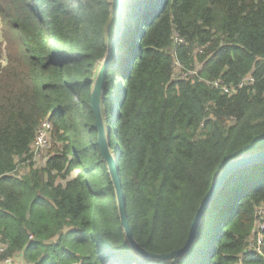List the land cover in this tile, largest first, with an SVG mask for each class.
Wrapping results in <instances>:
<instances>
[{"label":"trees","instance_id":"obj_1","mask_svg":"<svg viewBox=\"0 0 264 264\" xmlns=\"http://www.w3.org/2000/svg\"><path fill=\"white\" fill-rule=\"evenodd\" d=\"M127 8L103 112L135 241L165 255L186 245L225 165L264 150V0ZM0 19V263L173 264L128 244L98 145L91 86L113 0H0ZM46 120L52 148L36 167ZM262 211L264 163L228 179L176 264H264ZM257 233L262 254L249 252Z\"/></svg>","mask_w":264,"mask_h":264},{"label":"water","instance_id":"obj_2","mask_svg":"<svg viewBox=\"0 0 264 264\" xmlns=\"http://www.w3.org/2000/svg\"><path fill=\"white\" fill-rule=\"evenodd\" d=\"M113 6L114 31L112 42L110 44L107 56L96 71L91 86V107L96 118L95 126L98 132V145L100 147L102 160L108 168L111 183L115 191L119 219L128 244L137 254L141 255L143 258L160 262H172L173 264H176L179 258L188 254L195 246L199 225L211 200L215 198V196L222 190L228 179H230L233 174L249 166L264 163V150L232 159L220 171L212 184L208 196L203 200L201 207L197 212V215L192 223L188 241L181 250L165 255H157L142 249L135 241L132 227L128 220L126 199L123 194L121 180L119 177V167L115 154L112 151L110 145L111 132L107 126V121L103 112V103L107 90V77L110 71V66L117 56V49L121 42V35L125 27L128 0H113Z\"/></svg>","mask_w":264,"mask_h":264},{"label":"built area","instance_id":"obj_3","mask_svg":"<svg viewBox=\"0 0 264 264\" xmlns=\"http://www.w3.org/2000/svg\"><path fill=\"white\" fill-rule=\"evenodd\" d=\"M249 80L252 81L251 78ZM241 86H243V84ZM225 91L228 92V90H225ZM52 129H53L52 123L48 120L44 121L41 124V127L37 133L36 139L33 144L34 157H36L42 151L50 150L51 148L50 135H51ZM263 227L264 225L261 226V228ZM261 246H262V235L260 233H257V242H256L255 252L262 254ZM4 248H5L4 246L0 245V252H2ZM251 251L253 252V250H249V252ZM0 264H28V263H26L25 260L23 259V256L20 255L15 258H8Z\"/></svg>","mask_w":264,"mask_h":264},{"label":"rangeland","instance_id":"obj_4","mask_svg":"<svg viewBox=\"0 0 264 264\" xmlns=\"http://www.w3.org/2000/svg\"><path fill=\"white\" fill-rule=\"evenodd\" d=\"M0 27H1V24H0ZM51 148H52V142H51ZM51 148H50V150H51ZM50 150L42 151V152H40V154H38L36 157H34L33 162H34L36 167H43L46 164ZM26 172H27V168L24 165H21L17 171V176H22ZM76 175H77V171L72 174L71 178H73ZM261 215L264 218V211L261 212ZM249 250H253L254 252L256 251V243H255L254 239H252V241L250 242Z\"/></svg>","mask_w":264,"mask_h":264},{"label":"crops","instance_id":"obj_5","mask_svg":"<svg viewBox=\"0 0 264 264\" xmlns=\"http://www.w3.org/2000/svg\"><path fill=\"white\" fill-rule=\"evenodd\" d=\"M23 256V255H22Z\"/></svg>","mask_w":264,"mask_h":264}]
</instances>
